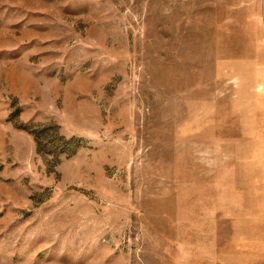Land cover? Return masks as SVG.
Wrapping results in <instances>:
<instances>
[{"label":"rangeland","instance_id":"rangeland-1","mask_svg":"<svg viewBox=\"0 0 264 264\" xmlns=\"http://www.w3.org/2000/svg\"><path fill=\"white\" fill-rule=\"evenodd\" d=\"M0 264H264V0H0Z\"/></svg>","mask_w":264,"mask_h":264}]
</instances>
